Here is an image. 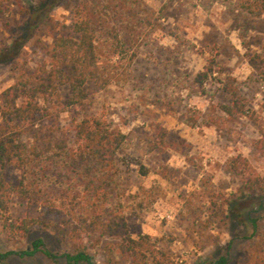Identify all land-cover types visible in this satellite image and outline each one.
Returning <instances> with one entry per match:
<instances>
[{
    "label": "rangeland",
    "instance_id": "rangeland-1",
    "mask_svg": "<svg viewBox=\"0 0 264 264\" xmlns=\"http://www.w3.org/2000/svg\"><path fill=\"white\" fill-rule=\"evenodd\" d=\"M53 1L0 0V92L14 83L19 72L30 73L47 60L53 33L65 31L69 9L79 0ZM142 4L140 12L149 19L151 29L141 39L125 79L104 87L88 84L87 100L61 112L60 123L66 124L71 116H105L126 135L116 165L128 232L156 239L172 264H199L225 254L227 264H264V186L247 191L238 177L225 170L230 157L241 155L251 173L264 181V146L256 144L264 127L260 107L264 82L257 74L264 69V12L250 13L240 7V0H142ZM24 9L36 15L33 22H40L19 51L10 52L29 18ZM46 9L50 11L43 24ZM245 53L261 55L259 70L249 66ZM100 54L106 55L102 50ZM209 57H215L223 70L205 83L211 102L190 91L194 75ZM227 74L234 78L249 110L255 111V120L248 115L224 118L217 127L207 120L209 105L230 102L217 82ZM59 92L66 100L68 86H60ZM189 114L197 117L193 127L186 122ZM154 124L164 127L171 140L161 151H149L146 146ZM141 166L149 170L147 175L140 174ZM6 178L16 183L19 172L9 168ZM152 185L160 187L152 204L143 194L135 195L139 186ZM38 211L16 198L10 203L12 217L35 216ZM36 238L53 253L67 250L45 229L34 228L15 244L7 241L0 228V252L22 248ZM89 252L97 264H106L98 249L89 248ZM0 264L66 263L36 255L12 256Z\"/></svg>",
    "mask_w": 264,
    "mask_h": 264
},
{
    "label": "trees",
    "instance_id": "trees-1",
    "mask_svg": "<svg viewBox=\"0 0 264 264\" xmlns=\"http://www.w3.org/2000/svg\"><path fill=\"white\" fill-rule=\"evenodd\" d=\"M240 1V7L250 13L264 12V0ZM141 9L144 11L142 0H79L69 9L71 18L68 25H63L65 31L53 33L47 60L30 73L19 72L14 83L0 92V228L11 243L19 244L32 229L41 228L67 247L65 252L56 254L45 247L41 238H36L22 248L0 252V260L38 255L52 262L62 259L66 264H97L89 252V248H95L106 264L173 263L156 239L145 233L132 236L128 232L116 165V154L126 135L112 127L105 116H71L66 124L60 123L61 112L87 100L88 84L104 87L125 79L126 68L139 54L141 39L151 29ZM49 11L45 10L43 24ZM24 12L29 14L24 33L12 43L10 52H18L40 22L32 21L36 16L32 12ZM245 58L253 70L260 69L259 53H245ZM217 72L223 70L216 58H207L194 75L190 91L211 102L205 83ZM257 74L264 82V69ZM217 82L230 102L211 103L208 122L218 127L224 118L234 120L248 115L255 120V111H250L238 94L234 78L227 74ZM62 85L69 88L64 101L59 92ZM260 107L264 109V97ZM188 116L187 124L195 126L197 117ZM259 134L256 144L261 148L264 127ZM167 136L164 127L154 124L146 141L147 149L161 151L170 146ZM9 168L19 172L16 183L6 178ZM225 170L238 177L247 191L264 186L263 179L251 173L241 155L230 157ZM148 173L146 167H140L141 175ZM159 189L157 185L139 186L135 195L143 194L152 204ZM13 198L26 206H36L38 214L12 217ZM251 222L256 226L255 220ZM227 263L225 254L199 264Z\"/></svg>",
    "mask_w": 264,
    "mask_h": 264
}]
</instances>
